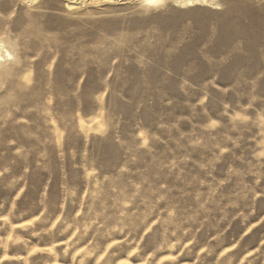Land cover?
I'll return each mask as SVG.
<instances>
[{
	"label": "rangeland",
	"instance_id": "374dc122",
	"mask_svg": "<svg viewBox=\"0 0 264 264\" xmlns=\"http://www.w3.org/2000/svg\"><path fill=\"white\" fill-rule=\"evenodd\" d=\"M65 2L0 0V264H264V6L140 50Z\"/></svg>",
	"mask_w": 264,
	"mask_h": 264
},
{
	"label": "bare ground",
	"instance_id": "6f19581e",
	"mask_svg": "<svg viewBox=\"0 0 264 264\" xmlns=\"http://www.w3.org/2000/svg\"><path fill=\"white\" fill-rule=\"evenodd\" d=\"M22 1L25 3H32L35 0H22ZM248 1H252V0H232V2H237L243 6H245ZM256 1H258L264 6V0H256ZM221 6H222L221 0H163L162 6H157V7L149 6L148 4L145 3V0H66L64 4L67 13L74 16L76 20H80L81 22L86 20H91V21H98L108 24L103 28H101V30L105 32H112L114 29L123 27L124 25L126 27L127 26L143 27L149 24L150 22H154V23L164 22V28L162 29L163 31L161 30L153 33L154 35L153 41L136 43V44L134 43L129 45V47L131 46V48L133 49L136 47L137 49L140 50H160L161 48L166 49V48L174 47V42L172 41V39L176 36L184 38L190 34H196L202 32L203 33L208 32L209 34H213L217 30L216 26L214 25L210 26L209 28L205 26L197 27L198 29H194L193 31V27L191 26V24L187 22L186 19L184 18L185 15L183 16L181 13L207 11L213 14H218V13L220 14ZM126 11H129L130 13L134 14L133 17H130L128 19L129 22L127 21L128 23H130L129 25L126 24L127 22L124 21L125 18L123 19L122 17L123 15L119 17L116 14H114V13H118V12L120 13ZM177 13H179L180 15L177 16L176 15ZM241 13H242L241 11H238V13L236 14H241ZM242 14L247 16L256 15L251 12H243ZM240 16H236V17H240ZM101 45H103V43ZM12 57H13V53L7 50L5 48L4 41L0 40V79L2 76L6 74V70L3 68L4 63L8 60H11ZM12 72H14V70Z\"/></svg>",
	"mask_w": 264,
	"mask_h": 264
},
{
	"label": "clouds",
	"instance_id": "9594fccd",
	"mask_svg": "<svg viewBox=\"0 0 264 264\" xmlns=\"http://www.w3.org/2000/svg\"><path fill=\"white\" fill-rule=\"evenodd\" d=\"M262 155H264V153H262ZM39 218H40V217H37V219H39ZM221 236H222V233L220 234V236H213V237L211 238V240L208 241V246H207V247H201V248H200V251H201V252H206V251H209V252H210L211 249H212V242H213V241H217V242H219ZM117 243H119V242L113 240L110 244H108V248H111V247L113 246V244H117ZM81 251H83V249H81ZM221 255H223V253H221Z\"/></svg>",
	"mask_w": 264,
	"mask_h": 264
},
{
	"label": "snow or ice",
	"instance_id": "6c2138e0",
	"mask_svg": "<svg viewBox=\"0 0 264 264\" xmlns=\"http://www.w3.org/2000/svg\"><path fill=\"white\" fill-rule=\"evenodd\" d=\"M145 3L148 4L149 6L157 7V6H162L163 0H145ZM170 259H175V257H171Z\"/></svg>",
	"mask_w": 264,
	"mask_h": 264
}]
</instances>
